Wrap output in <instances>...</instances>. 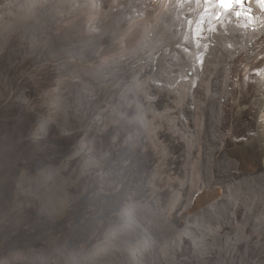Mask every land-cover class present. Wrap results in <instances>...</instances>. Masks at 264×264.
Returning <instances> with one entry per match:
<instances>
[{
    "label": "bare ground",
    "instance_id": "obj_1",
    "mask_svg": "<svg viewBox=\"0 0 264 264\" xmlns=\"http://www.w3.org/2000/svg\"><path fill=\"white\" fill-rule=\"evenodd\" d=\"M221 2L0 0V264H264V0Z\"/></svg>",
    "mask_w": 264,
    "mask_h": 264
},
{
    "label": "rangeland",
    "instance_id": "obj_2",
    "mask_svg": "<svg viewBox=\"0 0 264 264\" xmlns=\"http://www.w3.org/2000/svg\"><path fill=\"white\" fill-rule=\"evenodd\" d=\"M30 138H31V140H32V139L35 140V137H33V136H31ZM33 140H32V141H33ZM35 147H38L37 142H36ZM15 249H16L15 251H17V250H25L24 246H23V248H22V247H18V248L15 247Z\"/></svg>",
    "mask_w": 264,
    "mask_h": 264
}]
</instances>
